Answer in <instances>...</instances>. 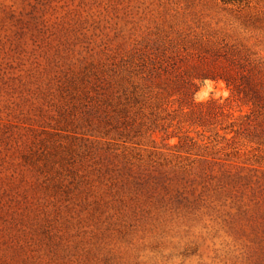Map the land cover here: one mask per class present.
I'll list each match as a JSON object with an SVG mask.
<instances>
[{"label": "rangeland", "instance_id": "374dc122", "mask_svg": "<svg viewBox=\"0 0 264 264\" xmlns=\"http://www.w3.org/2000/svg\"><path fill=\"white\" fill-rule=\"evenodd\" d=\"M251 61L264 0H0V264H264V145L226 143L206 103L248 108L200 81ZM141 72L167 131L151 139L126 135L150 118L128 104ZM185 104H206L204 158L163 140Z\"/></svg>", "mask_w": 264, "mask_h": 264}, {"label": "trees", "instance_id": "16d2710c", "mask_svg": "<svg viewBox=\"0 0 264 264\" xmlns=\"http://www.w3.org/2000/svg\"><path fill=\"white\" fill-rule=\"evenodd\" d=\"M141 73L145 75L139 78L142 81V88H139L138 85L133 88V90L129 94V96L132 97L133 102H128V104L135 102V104L140 103L143 106L147 105V107H150V118L147 116H143L141 125L143 127H147V123L151 122L153 127L151 128V126L148 125L147 131L141 132V129L143 127L135 128L132 124V122H134V119H132V117H129L126 121V127H128L126 135H129L131 133V130H134L139 133L140 137L151 139L154 135L159 133H167V131L164 126L161 125L160 122H158L159 117L157 111L160 108H158L156 111L152 110V103L158 105L156 102H158L157 98L160 94L159 92V94L157 92H154L156 88H150L151 84L155 82L154 79L157 77V74L156 72L155 74L149 72L147 74H145L144 72ZM205 79L214 81L217 79H222L228 86H233L235 88L237 96L248 108L247 113L234 118V116L230 112V107H228L227 104L223 105L215 101H209L208 103H206L209 106H212L211 108L216 109L221 117L227 119V128H229V130L228 132L224 133L225 136L222 137L223 140L226 143H232V140L235 139H245L257 146L264 145V71L260 69L258 63L251 61L246 65L241 66V72L238 78L239 82H232L234 80H230V78H227L225 76H219L217 78L212 74H205L200 77V81H203ZM147 83H149L150 85L148 86ZM134 85L135 82H132V86ZM155 85L158 86L157 83ZM139 91L142 92L138 93ZM138 98L142 99V102H140ZM206 104L196 105L199 106L200 110H202L205 108ZM193 105L194 104H185V106L179 109V115L183 120H176V118H173L172 121H176L175 125H173L171 122L167 126V128H175L177 132L166 134L163 140L177 139V143L171 147L177 150V154L184 153L187 155H195L197 158H204L205 156L201 155L199 151L205 150V148L207 147L197 142L196 139H194L190 135V129H197L202 126L201 121L203 113L201 111L196 112V105ZM161 111L167 112V110L165 109ZM129 112L130 109L128 108L126 113L128 114ZM172 112L174 113V111ZM196 116L199 120H197ZM229 135L232 136L230 139H227V136ZM195 148L198 149V152H195V150H197ZM194 152L196 154H194ZM220 166L226 167L224 164H221Z\"/></svg>", "mask_w": 264, "mask_h": 264}]
</instances>
